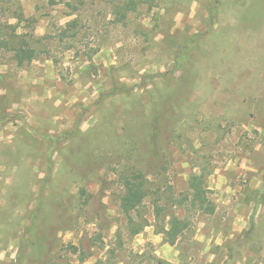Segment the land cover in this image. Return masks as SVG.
<instances>
[{
    "label": "rangeland",
    "instance_id": "1",
    "mask_svg": "<svg viewBox=\"0 0 264 264\" xmlns=\"http://www.w3.org/2000/svg\"><path fill=\"white\" fill-rule=\"evenodd\" d=\"M123 1L0 0L39 51L0 47V264H264V0ZM124 167L177 197L203 168L215 211L170 244L150 196L134 234Z\"/></svg>",
    "mask_w": 264,
    "mask_h": 264
},
{
    "label": "trees",
    "instance_id": "2",
    "mask_svg": "<svg viewBox=\"0 0 264 264\" xmlns=\"http://www.w3.org/2000/svg\"><path fill=\"white\" fill-rule=\"evenodd\" d=\"M134 6V0H124L116 5L114 14L115 16L119 14L121 16L119 20H122L126 12L133 10ZM67 26L75 28L77 20L68 22ZM0 47L12 50L18 65L30 62L39 53L26 39H22L19 44L12 41V38L2 39ZM148 170L143 167H124L116 170L117 181L121 188L119 207L127 216L132 233H139L144 226L148 225L147 220L135 223L132 212H138L144 201L150 196L155 225L159 232L163 233L164 241L170 244H174L189 230L193 215L197 213L211 214L215 211V204L209 197V189L205 183L207 174L203 168L199 173H192L189 176L187 192L179 197L173 194L170 189L156 193L155 190L160 191V186H157V189L152 186ZM173 206L182 208L184 215L175 214L172 210Z\"/></svg>",
    "mask_w": 264,
    "mask_h": 264
}]
</instances>
